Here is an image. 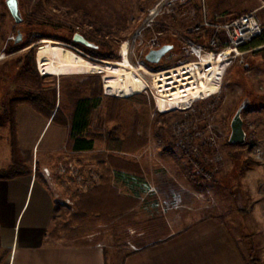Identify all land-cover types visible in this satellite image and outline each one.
<instances>
[{"label": "rangeland", "instance_id": "374dc122", "mask_svg": "<svg viewBox=\"0 0 264 264\" xmlns=\"http://www.w3.org/2000/svg\"><path fill=\"white\" fill-rule=\"evenodd\" d=\"M157 1L18 0L22 22L16 24L0 0V157L11 154L13 103L39 95L51 115L58 109V122L70 118L77 98L97 96L85 133L93 139L91 149L72 152L67 137L53 154L38 153L36 177L43 179L41 163H47L49 172H42L55 194L56 229L78 237L96 233L106 264H122L129 252L218 215L246 262L264 264V45L231 52L216 93L165 111L150 86L116 96L104 91L101 73L38 71L36 49L43 39L70 45L95 63L120 60L123 44L136 67L152 71L184 62L187 43H205L212 32L192 30L203 21L202 3L175 4L143 25ZM204 2L207 19L216 23L254 1ZM75 32L94 46L74 43ZM160 42L173 49L147 63L148 47ZM242 104L245 139L230 143V121Z\"/></svg>", "mask_w": 264, "mask_h": 264}, {"label": "crops", "instance_id": "0c3cea01", "mask_svg": "<svg viewBox=\"0 0 264 264\" xmlns=\"http://www.w3.org/2000/svg\"><path fill=\"white\" fill-rule=\"evenodd\" d=\"M253 1L237 11L254 12L257 22L264 24V0ZM260 11H263L262 19L258 15ZM13 122L18 153L30 172L0 178V264H106L103 245L94 241L96 233L78 237L72 231L56 229L55 194L48 174L42 172H49L47 163H41L43 179L38 181L36 177L39 151L53 154L65 146L68 126L53 122L52 115H43L28 103L13 107ZM10 162L11 154L7 151L0 157V169L8 167ZM259 213L264 215V204ZM122 264L247 262L224 220L210 214L159 242L129 252Z\"/></svg>", "mask_w": 264, "mask_h": 264}, {"label": "bare ground", "instance_id": "6f19581e", "mask_svg": "<svg viewBox=\"0 0 264 264\" xmlns=\"http://www.w3.org/2000/svg\"><path fill=\"white\" fill-rule=\"evenodd\" d=\"M126 47L123 44L120 60L95 63L78 54L70 45L43 39L36 49V65L43 75L101 73L104 91L116 96H129L150 86L157 106L165 111L185 107L193 99L216 93L223 69L227 65L225 54L230 52L228 49L218 57L212 54L201 55L200 61L208 65L207 69L201 70L192 64L155 72L142 65H132ZM142 75L149 76L150 82Z\"/></svg>", "mask_w": 264, "mask_h": 264}, {"label": "built area", "instance_id": "2783aa9c", "mask_svg": "<svg viewBox=\"0 0 264 264\" xmlns=\"http://www.w3.org/2000/svg\"><path fill=\"white\" fill-rule=\"evenodd\" d=\"M189 1L190 0H158L149 10L147 18L143 21V25H149L154 21L156 17L161 15L166 9L172 8L175 4H184ZM200 1L202 3L203 21L201 24L196 25L192 30L195 32H199L202 30V28L207 29L208 27H211V35L208 36L205 43L199 41H189L187 43V46L185 47V54L189 58L184 62L166 68L156 69L155 72L166 71L174 67L176 68V66L180 65L186 66L192 64L196 65V67L201 70L203 68L207 69L208 65L202 64L200 61L201 55L212 54L218 57L219 55L226 53V51L229 49V54H225L226 58L231 54V52L236 51V49L241 44L258 35L262 30V27L255 18L254 12L242 13L223 22H210L205 14L204 0ZM160 45L161 43L152 44L148 47L147 51L151 48H157ZM38 71L41 74V71L39 69ZM146 88H144L143 90H145Z\"/></svg>", "mask_w": 264, "mask_h": 264}, {"label": "trees", "instance_id": "16d2710c", "mask_svg": "<svg viewBox=\"0 0 264 264\" xmlns=\"http://www.w3.org/2000/svg\"><path fill=\"white\" fill-rule=\"evenodd\" d=\"M225 43V42H224ZM264 45V30H262L258 35L252 37L250 40L241 44L238 48L240 50H247L251 48H256L258 46ZM264 47V46H263ZM261 47V48H263ZM30 95V94H29ZM27 100H21L19 102L13 103L12 107L16 104L25 101L32 105V107L39 113L50 116L52 113V108L47 106L41 96L31 94L27 97ZM97 96H87L79 97L73 102L72 113L69 119L62 118L60 121H56V115L58 109L52 115V121L59 123L61 125L68 126V138L72 142V150H89L92 148L93 139L85 136V133L89 126V117L92 111L96 108L98 104ZM13 137L14 141L11 145V163L5 169H0V178L9 179L16 176L26 175L30 172L28 165L21 159L19 153L15 150V125L13 122ZM161 241V240H160ZM144 246L139 247L143 248ZM248 264V263H247Z\"/></svg>", "mask_w": 264, "mask_h": 264}, {"label": "water", "instance_id": "95a60500", "mask_svg": "<svg viewBox=\"0 0 264 264\" xmlns=\"http://www.w3.org/2000/svg\"><path fill=\"white\" fill-rule=\"evenodd\" d=\"M5 5L13 18L14 22L16 24H19L22 22V16L19 10V4L18 0H4ZM21 39V34L19 31H17V35L15 38V42H19ZM72 41L77 44H81L85 47L92 48L94 44L90 41H88L84 35H82L79 32H75L72 35ZM262 46H258L257 48H260ZM173 49V44L165 43L157 48H151L144 54V59L148 63H158L161 58L171 51ZM244 107V104L240 105L237 110L235 111L234 115L231 118L230 121V134L228 137V141L230 143L234 144H242L245 139V131L243 128V120L241 118V111Z\"/></svg>", "mask_w": 264, "mask_h": 264}, {"label": "flooded vegetation", "instance_id": "af4514ba", "mask_svg": "<svg viewBox=\"0 0 264 264\" xmlns=\"http://www.w3.org/2000/svg\"><path fill=\"white\" fill-rule=\"evenodd\" d=\"M160 43H161V45H162V44L169 43V42H164V43H163V42H160ZM169 44H171V43H169ZM161 45H160V46H161ZM144 60H145V59H144ZM145 61H146V60H145ZM146 62H147V61H146ZM147 63H148V62H147Z\"/></svg>", "mask_w": 264, "mask_h": 264}]
</instances>
